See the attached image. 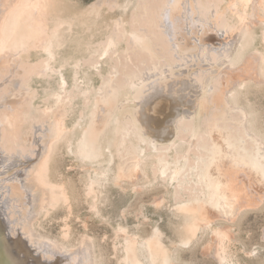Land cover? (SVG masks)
<instances>
[{
	"label": "bare ground",
	"instance_id": "obj_1",
	"mask_svg": "<svg viewBox=\"0 0 264 264\" xmlns=\"http://www.w3.org/2000/svg\"><path fill=\"white\" fill-rule=\"evenodd\" d=\"M263 86L264 0H0V263L94 264L90 238L40 232L73 210L69 180L51 175L62 146L94 211L111 184L162 186L183 244L202 231L219 264L258 258L233 226L264 202V114L249 98ZM118 232L121 263L143 246L170 263L158 228Z\"/></svg>",
	"mask_w": 264,
	"mask_h": 264
},
{
	"label": "rangeland",
	"instance_id": "obj_2",
	"mask_svg": "<svg viewBox=\"0 0 264 264\" xmlns=\"http://www.w3.org/2000/svg\"><path fill=\"white\" fill-rule=\"evenodd\" d=\"M80 1L81 4L89 5L95 0ZM205 69H202L205 70L204 73H207L204 80L205 83H209L211 78L218 75L221 67H214L212 63ZM208 69L214 71L210 72ZM118 77L120 76L117 75ZM95 82L100 85V78H97ZM249 98L264 114V86L261 89H252ZM125 141L128 142V140ZM82 168L79 160L65 152L63 146L55 155L54 162L51 164L52 178L58 180L60 174H63L64 179L69 180V190L74 198V205L72 212H68L64 206H59L51 210L50 215L41 218L40 232L44 236L57 238L61 231L69 226L72 235L70 241L73 246L78 245L83 237L90 238L94 250V264H123L121 263L120 245L122 237L118 232L120 228L129 233H136L140 238L145 239L152 228L156 227L161 231L163 243L166 241L164 245L169 251L170 263L167 262L168 264H219L213 256L212 248H207L209 238L207 236L202 238V231L198 232L199 241L194 238L188 244L182 243L179 234L185 216L183 217V214L176 209L175 198L168 194L169 192H166L164 187H150L137 192L128 181L123 183L122 187L111 184L106 190L107 197L103 203V209L96 212L90 208L88 200L83 195V180L86 174ZM161 195H164V200L155 201ZM179 200L183 201L184 197ZM263 231L264 202L247 210L233 226L238 247L241 250H254L253 254L258 253L259 255L258 258L254 257L253 261L249 260L247 264L262 263L264 258ZM142 251L140 264H165V260L160 258L155 251L148 250L145 246Z\"/></svg>",
	"mask_w": 264,
	"mask_h": 264
}]
</instances>
